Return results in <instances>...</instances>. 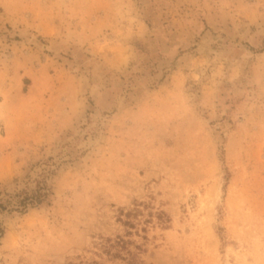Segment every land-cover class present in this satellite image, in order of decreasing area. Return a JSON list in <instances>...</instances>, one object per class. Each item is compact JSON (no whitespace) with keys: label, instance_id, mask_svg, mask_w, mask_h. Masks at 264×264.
Instances as JSON below:
<instances>
[{"label":"rangeland","instance_id":"rangeland-1","mask_svg":"<svg viewBox=\"0 0 264 264\" xmlns=\"http://www.w3.org/2000/svg\"><path fill=\"white\" fill-rule=\"evenodd\" d=\"M0 264H264V0H0Z\"/></svg>","mask_w":264,"mask_h":264},{"label":"trees","instance_id":"trees-1","mask_svg":"<svg viewBox=\"0 0 264 264\" xmlns=\"http://www.w3.org/2000/svg\"><path fill=\"white\" fill-rule=\"evenodd\" d=\"M38 197H39V196H38ZM38 197H37V198H38ZM25 203H26V202H25Z\"/></svg>","mask_w":264,"mask_h":264}]
</instances>
